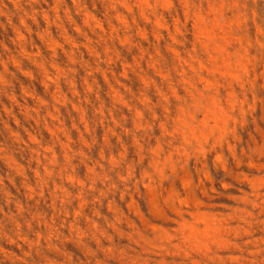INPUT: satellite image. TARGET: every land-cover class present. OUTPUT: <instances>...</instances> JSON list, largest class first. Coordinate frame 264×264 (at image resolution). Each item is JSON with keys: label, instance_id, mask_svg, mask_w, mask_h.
<instances>
[{"label": "rangeland", "instance_id": "374dc122", "mask_svg": "<svg viewBox=\"0 0 264 264\" xmlns=\"http://www.w3.org/2000/svg\"><path fill=\"white\" fill-rule=\"evenodd\" d=\"M0 264H264V0H0Z\"/></svg>", "mask_w": 264, "mask_h": 264}]
</instances>
